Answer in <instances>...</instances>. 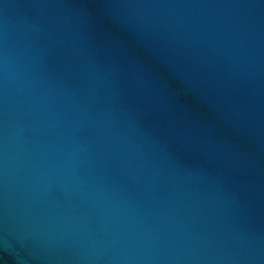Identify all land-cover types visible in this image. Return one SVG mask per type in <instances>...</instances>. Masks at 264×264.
<instances>
[{
	"label": "water",
	"instance_id": "95a60500",
	"mask_svg": "<svg viewBox=\"0 0 264 264\" xmlns=\"http://www.w3.org/2000/svg\"><path fill=\"white\" fill-rule=\"evenodd\" d=\"M0 264H264V0H0Z\"/></svg>",
	"mask_w": 264,
	"mask_h": 264
}]
</instances>
